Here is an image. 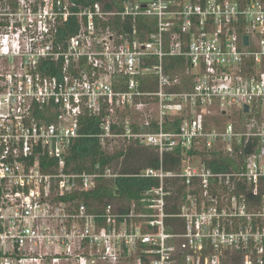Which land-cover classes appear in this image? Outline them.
<instances>
[{
  "label": "built area",
  "instance_id": "obj_1",
  "mask_svg": "<svg viewBox=\"0 0 264 264\" xmlns=\"http://www.w3.org/2000/svg\"><path fill=\"white\" fill-rule=\"evenodd\" d=\"M35 1L0 0V264H264V0ZM88 114L159 155L140 200L81 198L120 177L69 168Z\"/></svg>",
  "mask_w": 264,
  "mask_h": 264
},
{
  "label": "trees",
  "instance_id": "obj_2",
  "mask_svg": "<svg viewBox=\"0 0 264 264\" xmlns=\"http://www.w3.org/2000/svg\"><path fill=\"white\" fill-rule=\"evenodd\" d=\"M75 3L77 6H86L100 2L107 9L121 8V0H69ZM74 20H71V24ZM75 25V24H74ZM120 20L113 23V27L120 29ZM75 26L66 27L62 29V33L72 35L75 33ZM125 28L129 29L128 26ZM178 70H182V62L177 61ZM101 117L94 114H88L85 119V134L87 137L80 139L72 148L68 155L69 168L75 172L91 171L96 164L101 166L102 170L111 168L114 172L119 173L120 177L113 181H101V183L91 192L82 193L81 198L88 202H97L99 205L111 202L115 198L120 199L123 202L132 203L142 198V194L150 189L152 186L158 185V183L149 178H141L137 175L149 168H159L160 157L159 155L149 147L142 144L129 145L127 151H116L111 153L108 151L110 146H102L100 140L95 137L99 132V125ZM204 156L207 155V151H182L176 150L173 153L167 154L164 157V167L166 170L172 171L176 168H180L186 161L188 156ZM213 155L218 158V161L223 166H230L228 164V157L222 153H214ZM227 157V158H226ZM117 163L121 165V169H114V165ZM221 166V165H220ZM244 190V187H243Z\"/></svg>",
  "mask_w": 264,
  "mask_h": 264
},
{
  "label": "rangeland",
  "instance_id": "obj_3",
  "mask_svg": "<svg viewBox=\"0 0 264 264\" xmlns=\"http://www.w3.org/2000/svg\"><path fill=\"white\" fill-rule=\"evenodd\" d=\"M151 0H140V2H150ZM39 4H40V2H39V0H36L35 2H34V4H33V6L34 7H38L39 6ZM15 7H11V6H6L4 9H2V13H8V12H11V11H13V10H15L14 9ZM212 119V118H211ZM128 147H129V145H126V144H123V143H115V144H111V146L110 147H108L107 149H108V151H110L111 153H115L116 151H127L126 149H128ZM114 169H118V170H120L121 169V165H118L117 163H115V165H114ZM117 173V172H116ZM112 202H116V204L117 205H119V206H122L121 205V202H117V201H112ZM98 208V210H100L102 207H97Z\"/></svg>",
  "mask_w": 264,
  "mask_h": 264
},
{
  "label": "water",
  "instance_id": "obj_4",
  "mask_svg": "<svg viewBox=\"0 0 264 264\" xmlns=\"http://www.w3.org/2000/svg\"><path fill=\"white\" fill-rule=\"evenodd\" d=\"M248 43H249V37L246 36V37H244V44H245V46H248ZM249 111H250V108L248 106H246L245 107V112L246 113H249Z\"/></svg>",
  "mask_w": 264,
  "mask_h": 264
}]
</instances>
